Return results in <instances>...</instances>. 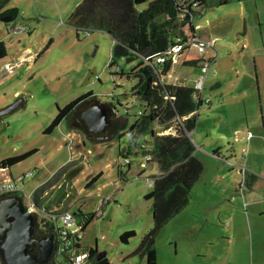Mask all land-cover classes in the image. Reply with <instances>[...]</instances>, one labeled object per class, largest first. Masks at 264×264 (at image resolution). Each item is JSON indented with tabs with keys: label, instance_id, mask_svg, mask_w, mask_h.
<instances>
[{
	"label": "rangeland",
	"instance_id": "1",
	"mask_svg": "<svg viewBox=\"0 0 264 264\" xmlns=\"http://www.w3.org/2000/svg\"><path fill=\"white\" fill-rule=\"evenodd\" d=\"M80 1L10 0L7 4L17 5L22 19L9 24L21 28L18 32H9V25L0 21V42L6 48V56L0 59V111L17 104L12 111L0 115V161L34 152L18 164L0 170V179L31 172L20 188L23 203L28 207L31 201L28 196L61 166L68 163L70 168L78 167L70 180L60 174L51 181V186L39 197L41 207L34 208L36 221L48 218L52 211L67 208L94 211L102 198L108 197L102 216L95 217L85 229L81 245L104 252L111 264H146L145 257L133 252L153 224L152 201L145 199V195L152 189L146 177L161 173L155 163L148 164L140 173L143 155L141 152L132 155L129 143L132 164L129 169L119 167L123 177L115 164L117 160L122 162L118 150L126 149L129 135L113 139L108 133L87 137L73 128L79 133L78 143L77 136L67 134L65 120L51 133H45L58 107L89 91L94 96L91 104L113 105L115 101L110 94L115 95L121 103L115 106V116L127 113L129 124L139 109V101L131 97L135 80L111 74L116 66L127 72L138 59L127 62L125 58H117L108 68L114 43L110 35L101 30L77 34L68 24L70 12ZM217 2L208 0L210 5L194 19L196 35L214 43L205 50V55L215 56L211 65L215 72L205 75L200 90L203 103L196 111V126L189 132L194 155L207 170V185L202 181L194 183L186 207L160 230L155 242L157 264H232L237 254L252 253L248 236L244 240L239 232L242 226L237 225L243 200L237 202L235 195L233 198L223 195L222 181L213 179L217 176L216 163L219 167L225 165L205 153L210 156L214 149L226 156L233 147L231 161L241 163L247 153V143L241 138L246 136L249 140L254 135L258 140L264 126V0H229L219 6ZM195 56V51L183 53L163 82L195 87L201 68L182 63ZM16 61L19 67L12 74L2 69L4 63ZM133 101L135 106L131 105ZM67 124L75 127L70 118ZM151 129L162 132L156 123ZM234 136L240 140L234 143ZM137 138L142 143L149 140V135ZM250 148L253 150L252 144ZM99 172L98 179L86 187ZM61 183H65L68 196L52 204ZM131 230L135 235L127 243L122 242L120 235ZM58 261L62 259L59 257Z\"/></svg>",
	"mask_w": 264,
	"mask_h": 264
},
{
	"label": "trees",
	"instance_id": "2",
	"mask_svg": "<svg viewBox=\"0 0 264 264\" xmlns=\"http://www.w3.org/2000/svg\"><path fill=\"white\" fill-rule=\"evenodd\" d=\"M9 1L0 0V21L7 25L22 19L18 7L7 6ZM228 2L229 0H218L216 5H226ZM144 3L147 5L140 9L139 6ZM209 5L208 0H81L70 12L67 20L68 24L75 28L77 34L78 31L88 33L91 30H101L110 35L114 43L108 68L115 63L117 58H125L127 62L138 59V62L127 72L119 68L118 72L111 73L113 76L119 74L126 76L128 80H135L131 86L133 92L131 97L139 101V109L136 118L130 124L126 118L127 113L125 116L118 115L112 118L108 135L111 139L120 138L123 135H130V138L134 139L137 136L148 134L149 140L141 144L139 152L147 153L150 158L144 161L145 166H141L142 169L139 172H144L145 167L151 163H155L161 172L159 175L146 177L149 180L148 184L152 185L145 199L152 201L150 209L153 224L142 236L133 252L140 257H145L146 264H157L156 238L162 227L186 207L190 200L191 188L203 172V164L194 155L195 146L189 136V132L196 126V111L203 103L200 95L198 99H194L193 93H200L192 86L164 83L163 78L168 76L173 64L170 60L158 62L156 57L170 46L176 45L179 39L184 40L188 36H193L196 31L195 17L201 16ZM4 56H6V48L3 42H0V59ZM199 61L202 59H184L182 63L186 66H199ZM93 97L92 92L89 91L68 102L64 107H58L45 133H51L62 120L68 121L77 107ZM117 105L121 106L118 99L112 106L116 109ZM131 105L135 106V102L133 101ZM126 110H128L127 107ZM155 123L162 130L173 125L176 133L157 134L151 129V125ZM68 127L76 128L69 124ZM33 152L34 150H31L2 159L0 170L18 164ZM213 154L219 155L216 150ZM118 155L122 158V162L119 163L117 160L115 166L118 174L123 176L119 167L127 166L129 169L132 160L128 156L130 155L129 150L123 152L119 149ZM126 158L129 160L124 163L123 159ZM78 171V167L70 168V165L66 163L36 187L30 196L34 208L41 207L42 200L39 197L46 192L45 189L48 186H51L52 180L60 174L66 175L70 180ZM100 175L101 172L91 177L86 187L91 186ZM9 195H17L22 200L24 199L23 192L3 194L0 195V199ZM65 195V183H61L52 199V204L62 202ZM62 211L50 212L47 215L48 218L39 219L34 226L36 237L53 236V251L56 250L58 244L56 237L60 228L57 226L59 223L57 221ZM72 214L75 223L81 226L83 234L90 222L95 217H100L94 211L85 212L80 208L72 211ZM33 215L36 216L35 213ZM134 235L133 230L126 231L120 235V239L127 243L128 239ZM81 239L74 247L77 251L89 253L90 264H111L104 252H99L96 247L82 246ZM34 252L38 250L35 248ZM52 256L50 262L56 264ZM59 256L62 259L59 263L66 264L68 254L60 253ZM0 264L3 263L0 261Z\"/></svg>",
	"mask_w": 264,
	"mask_h": 264
},
{
	"label": "crops",
	"instance_id": "3",
	"mask_svg": "<svg viewBox=\"0 0 264 264\" xmlns=\"http://www.w3.org/2000/svg\"><path fill=\"white\" fill-rule=\"evenodd\" d=\"M13 6L18 7L17 5H13ZM9 26L18 27L17 25L14 24ZM91 100L92 99H90L88 102H90ZM65 127L67 130V134L72 133L73 136L78 137L77 138L78 143L81 142L79 133H76L77 131H75L73 128H69L67 121ZM260 129L261 130L259 131V135L256 138L258 140L254 139L255 138L254 135L249 140L246 139V136L241 138L242 141H246L247 143V149H246L247 153L241 163L240 162L238 163L237 161L235 162L231 161L234 156L233 147L226 156L223 154L221 155V153L219 152H218L219 155H214L213 154V151H215L214 149H211L210 156L208 155V153H205L208 157H212V159H216V161L218 160V162L222 161L220 163H223L225 165L219 167L217 166L216 163L215 169L217 171V176H215V178L213 179L214 181H216V179L219 180L220 183L222 181V187L220 188V191L223 193V195L224 194L226 196L229 195L231 196V198H233L235 195L237 202L239 201V199L243 200L244 208L243 211L240 212L241 215L237 219L238 222L237 225L242 226L241 229L239 230L240 236L244 238V240L246 236H248L249 241L252 244L251 247L252 253L250 251L249 254H245L242 252L240 254H237L236 256L237 258L235 259L236 261L232 262V264H264V126H262V128ZM155 132H157V134L162 133L159 131H155ZM130 137L131 136L129 135V138ZM239 140L240 138H238L237 136L233 137L234 143ZM144 142L145 141L140 143L139 139L136 137V139H130V142L128 141L126 149H122V148L120 149H122L124 152L128 151L130 147L129 143H131L132 144L131 153L133 155L139 152L140 146ZM251 144L253 150L250 148ZM226 167L229 169V172L227 173L225 172ZM206 171L207 170L203 165V172L199 177V179L196 181V183L202 181L203 185L205 186L207 185L206 175L208 176V174H206L207 173ZM237 174H239L240 176L238 179L236 177ZM2 179H9V178H2ZM66 196L67 194L65 195V199ZM66 210H70V208H67Z\"/></svg>",
	"mask_w": 264,
	"mask_h": 264
},
{
	"label": "water",
	"instance_id": "4",
	"mask_svg": "<svg viewBox=\"0 0 264 264\" xmlns=\"http://www.w3.org/2000/svg\"><path fill=\"white\" fill-rule=\"evenodd\" d=\"M88 103V102H86ZM17 104L0 111H12ZM110 103H92L82 111V119L95 132L110 129L111 119L116 117ZM36 218L17 195L0 199V261L3 264H52L54 240L52 235L36 237ZM37 246V253L32 249Z\"/></svg>",
	"mask_w": 264,
	"mask_h": 264
},
{
	"label": "built area",
	"instance_id": "5",
	"mask_svg": "<svg viewBox=\"0 0 264 264\" xmlns=\"http://www.w3.org/2000/svg\"><path fill=\"white\" fill-rule=\"evenodd\" d=\"M21 28L15 26H8V31L18 32ZM213 41L207 40L205 38L199 37L196 33L193 36H188L184 40H178L176 45L170 46L166 49L162 54L157 55L156 60L158 62H165L166 60H170L172 64H176L183 53H188L190 51H195L197 56L191 57L190 59H202L199 61V66L201 68V75L198 77L196 86L194 87L199 93L204 83L205 75L208 72H215V70H211V65L215 60V56L213 55H205V50L207 48L213 47ZM15 64L4 63L2 65V69L7 74H12L14 70L19 67L18 61L14 62ZM119 67L116 66L114 72H118ZM200 95V100L203 101L201 93L197 94V92L193 93V98L198 99ZM110 97L116 101V96L110 94ZM207 103V102H206ZM128 106V104H126ZM176 129L172 125L171 127L167 128L166 130H162L160 134H175ZM250 133L248 134V137ZM143 161L141 162V166H145V160H148L150 157L146 153H142ZM129 159H123V162H128ZM31 176V172H27L26 174H21L15 178L9 179H2L0 180V195L8 194L12 192H21V187L23 185L25 177ZM28 199L30 197L28 196ZM108 197L102 198V203L96 206L94 212L97 216H101L102 214V205L108 201ZM27 207V206H26ZM31 212L34 210V205L32 201H30L29 206L27 207ZM58 227L60 230L58 231V236L56 240L58 241L56 250L53 251V256L56 260V264H60L58 258L60 257V253H67L68 254V261L66 264H90L89 261V253L84 251H77L74 247L82 238V231L81 226L75 223V218L70 210L62 211L59 214L58 219ZM52 256V257H53Z\"/></svg>",
	"mask_w": 264,
	"mask_h": 264
},
{
	"label": "flooded vegetation",
	"instance_id": "6",
	"mask_svg": "<svg viewBox=\"0 0 264 264\" xmlns=\"http://www.w3.org/2000/svg\"><path fill=\"white\" fill-rule=\"evenodd\" d=\"M91 104V102H88V103H84L82 105H80L79 107H77L71 114L70 116V120H74V123H75V127L77 129H79L82 133H84L87 137H90L91 135H95V136H98V137H102L103 135H105L106 133H108V129L107 127L104 128V130L102 131H98V132H95L93 130H91L89 128V126L86 124V122L82 119V111ZM78 116V117H77ZM37 249V246H35L33 249H32V252L33 253H37V252H34V249Z\"/></svg>",
	"mask_w": 264,
	"mask_h": 264
}]
</instances>
